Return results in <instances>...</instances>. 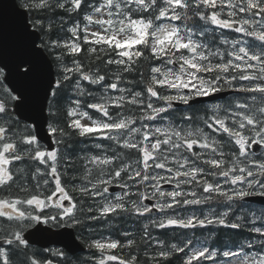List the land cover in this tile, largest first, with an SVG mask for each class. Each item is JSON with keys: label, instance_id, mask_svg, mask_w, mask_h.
<instances>
[{"label": "snow or ice", "instance_id": "6c2138e0", "mask_svg": "<svg viewBox=\"0 0 264 264\" xmlns=\"http://www.w3.org/2000/svg\"><path fill=\"white\" fill-rule=\"evenodd\" d=\"M21 6L37 14L32 31L22 24L12 39L0 34V189H16L0 198V245L8 246H0V264H14L34 226L91 232L90 222L124 215L146 218L141 241L161 248L145 251L153 264L193 239L166 247L150 229L211 225L250 235L235 250L193 246L183 264L220 256L223 264H264V203L249 201L264 199V0ZM85 139L109 143L88 151L79 148ZM113 184L123 191L110 193ZM213 204L200 215L180 211ZM153 209L159 217H148ZM134 246L90 239L84 264H137V254H117ZM45 252L56 259L33 252L21 264H68L64 251Z\"/></svg>", "mask_w": 264, "mask_h": 264}, {"label": "trees", "instance_id": "16d2710c", "mask_svg": "<svg viewBox=\"0 0 264 264\" xmlns=\"http://www.w3.org/2000/svg\"><path fill=\"white\" fill-rule=\"evenodd\" d=\"M18 4L22 5V0H18ZM29 20H31L37 15L36 13H29ZM57 16H64L65 19H68L67 14L63 12H57ZM83 13L80 15V19H82ZM76 17L73 16V20H75ZM71 23V21H70ZM179 23V22H177ZM62 35L68 36L70 35L67 32H64ZM51 58V57H50ZM68 59H71L69 57ZM83 59V57H81ZM144 63L143 61L141 62ZM147 75V72L145 73ZM86 83V82H85ZM91 141H94L93 139H85L84 143L82 145H79V148L87 149L88 151H91V146H89V143ZM96 141V140H95ZM106 144V143H103ZM75 154V153H74ZM83 154L82 152L80 153ZM82 171V170H81ZM211 179V178H209ZM67 183V181H66ZM74 183H79V181H74ZM76 199L79 200H85L84 207H87L92 204L91 200H88L87 198L80 197L78 193L75 194ZM216 207L215 204L213 205H204V206H190L185 211L184 209H181L184 213V215L190 214V213H196L197 215H200L204 212H207L209 208ZM250 207L252 208H259L260 205L252 204L250 203ZM222 210V209H218ZM91 226H94L93 224H89ZM116 226V224L114 225ZM117 227V226H116ZM249 233L245 230H233L230 228H223L216 225L208 226L207 228H195V229H180L177 227H170L167 229H154V236L155 238L164 241L165 246H170L173 243L180 244L183 246V242L191 238L193 239V246L195 247H209V249L215 248L216 250L222 252L224 250H228V248H232L235 250V246L249 238ZM189 249H186L184 253H174L169 259L164 260L163 258H158L159 264H183V261L185 260L186 256L188 255L191 247ZM141 247L138 246L137 249L131 251L138 252L140 256L139 249ZM161 249H158V247H155V253L160 251ZM223 259L222 256L218 257V261ZM210 261H203V264H209ZM196 264V262H194Z\"/></svg>", "mask_w": 264, "mask_h": 264}, {"label": "flooded vegetation", "instance_id": "af4514ba", "mask_svg": "<svg viewBox=\"0 0 264 264\" xmlns=\"http://www.w3.org/2000/svg\"><path fill=\"white\" fill-rule=\"evenodd\" d=\"M196 107H199V105H196ZM88 111L90 114L93 112V110L91 109H88ZM8 192H9V189H0V198L8 194ZM91 214H95V213H91ZM147 215L149 216V214ZM108 221H112L111 225H109ZM145 222H147L146 218L135 217V216L129 217L127 215H124L116 219H113L112 217H108L105 220L90 222L89 224L94 225V226H91V225L88 226L91 228L92 230L91 232L88 231L87 227L86 228H72L75 231L76 236L78 240L80 241L81 245L84 247L83 253L72 254L58 247H49L46 249H59V250L64 251L68 258V264H84L85 261H88V258L91 254L90 250L87 248V242L90 239H102V240L103 239H109V240L116 239V240H119L120 242H125L127 239H134L136 241V246H134L132 249L135 250L137 249L138 246H140L141 247L139 249L140 256L138 252L136 251L132 252L131 249H127V248L118 251L117 254L124 255L125 257H127L129 252H132V253L137 254L138 256L137 264H153V262L149 261L148 257L145 256V251L147 250L149 255H154L155 254V251H154L155 244L152 243L151 246L149 247L141 241V236L143 232L142 224ZM115 224L117 227L114 226ZM47 227H50L54 230H58L62 228V227H51V226H47ZM29 229H27L26 231H28ZM125 231L131 233L132 235L129 237L123 236L122 233ZM150 231H151L152 236L154 237V228L150 229ZM3 247L8 248L7 245H4ZM33 252H36L40 254V256H43L45 258H51L54 260L56 259L55 257H50L49 254L45 252V249H40V248L28 245L27 249H22L18 253L12 254V260L14 264H21V262L25 261L26 257L28 255H31ZM96 255H99V254L96 253ZM89 264H91L90 261H89Z\"/></svg>", "mask_w": 264, "mask_h": 264}, {"label": "water", "instance_id": "95a60500", "mask_svg": "<svg viewBox=\"0 0 264 264\" xmlns=\"http://www.w3.org/2000/svg\"><path fill=\"white\" fill-rule=\"evenodd\" d=\"M22 24H28L29 31H32L30 27L31 24L28 21V14L24 9L18 6L17 0H0V34H3L6 39H12L15 37ZM48 59L51 63L49 57ZM218 98L219 97H217V99ZM251 201L259 204L264 203V199L259 197L252 198ZM38 228L43 230L36 231L35 227L25 234L30 244L40 247H46L52 244L59 245L64 247L70 253H77L83 250V248L75 241L71 230L64 229L63 231L55 233L47 231L42 227Z\"/></svg>", "mask_w": 264, "mask_h": 264}, {"label": "rangeland", "instance_id": "374dc122", "mask_svg": "<svg viewBox=\"0 0 264 264\" xmlns=\"http://www.w3.org/2000/svg\"><path fill=\"white\" fill-rule=\"evenodd\" d=\"M163 23H167V21H162ZM85 123H87L86 121H84ZM160 214H156L154 217H159ZM211 264V263H210ZM217 264H223V261H219L217 262Z\"/></svg>", "mask_w": 264, "mask_h": 264}]
</instances>
